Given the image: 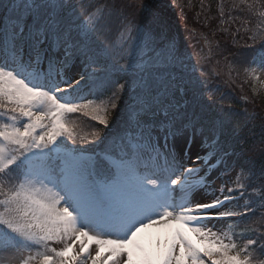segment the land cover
Returning a JSON list of instances; mask_svg holds the SVG:
<instances>
[{
	"label": "snow or ice",
	"instance_id": "1",
	"mask_svg": "<svg viewBox=\"0 0 264 264\" xmlns=\"http://www.w3.org/2000/svg\"><path fill=\"white\" fill-rule=\"evenodd\" d=\"M193 20L207 53L154 0H0V264H264L257 114L222 91L264 90V0Z\"/></svg>",
	"mask_w": 264,
	"mask_h": 264
},
{
	"label": "trees",
	"instance_id": "2",
	"mask_svg": "<svg viewBox=\"0 0 264 264\" xmlns=\"http://www.w3.org/2000/svg\"><path fill=\"white\" fill-rule=\"evenodd\" d=\"M154 2L156 3V5L158 7L161 8V10L163 12H165V10H167L166 14H171V17H173V21H168L171 25H173V23L178 27V29H173L177 39L181 41V38L183 40L184 38V31H190L191 29H196L199 30L201 33H207L208 38L210 40H212L213 42H215L217 39H219V34H217V36H212L211 32L209 29L206 28H202L200 27L199 24L195 23L193 20V16L194 13L198 10V5H199V0H193V4L196 5L195 8H193L191 11H188V18L187 20H182L179 19V11L178 9L174 10L171 7H169V0H154ZM208 2L212 3L213 5V12H215V6H216V2L217 0H208ZM185 3H187V0H185ZM172 20V19H171ZM215 21L212 22L211 27H215ZM180 30V31H179ZM182 31V32H181ZM180 36V37H179ZM215 62V61H214ZM235 75V74H234ZM243 76H241L240 78L237 79L236 83H241L239 84L241 86V90L246 92L247 96L251 94L252 89L251 86H249L247 88V86H245L242 81L240 80L242 79ZM223 93L225 91V88L222 89ZM230 91V90H229ZM228 91V92H229ZM218 96V93H217ZM234 101V100H233ZM232 101V106L235 109H239L241 107V105H239V98L237 97V99L235 100L234 104ZM256 103L253 104V107L256 108V111H260L262 114L260 116H262L264 114V96H258L255 99ZM258 109V110H257ZM77 123L79 124L80 127V131L82 132V134H89L91 131H93V127L92 125L94 124V122L88 120V118H78L77 119ZM256 128H257V132H258V136L256 137V142L254 144V142H252L248 148L246 149V155L251 157V159L254 161L255 163V167H259L260 162L264 161V121L262 123V121L258 120L257 124H256ZM253 153H250V151H253ZM255 153V154H254ZM240 231V230H239Z\"/></svg>",
	"mask_w": 264,
	"mask_h": 264
},
{
	"label": "rangeland",
	"instance_id": "3",
	"mask_svg": "<svg viewBox=\"0 0 264 264\" xmlns=\"http://www.w3.org/2000/svg\"><path fill=\"white\" fill-rule=\"evenodd\" d=\"M172 27H173V29H176V30L178 29V27L176 25H174V24L172 25ZM183 31H184V34L185 35H184L183 40L181 38V41L183 43L184 48L188 52H199V50L201 48H203L204 49V52L207 53L208 49H207V47L204 46V41L199 36V33H201L200 31H196V34H191L190 31H185V30H183ZM198 40H199V43H197ZM213 63H214V61H213ZM205 67H206V70H208V71L211 70V65H206ZM240 80H243V78L240 79ZM261 80H264V75H261ZM239 84H241V83H236V84L232 85L230 88L222 86V89L225 88L224 95H225V97L227 99H229V100H236L237 99V96H238V97H240V101L241 102L243 101L241 98L242 97H245L244 95H247V94H246V92H244V91L241 90V86ZM243 84L245 86H247V88L249 87L248 86V83H243ZM260 94H264V90H261L258 95H254L253 92H251V94L248 95V96H246V97H250L251 99H256ZM247 106L249 108V111H252L253 109L256 110V108L253 107V104L252 103H247ZM256 112L258 113V117L253 122L254 124H253L252 129L253 128L255 129L258 120L262 121V123L264 121V114L262 116H260L262 113L259 110L256 111ZM253 152H254V150L251 151L250 153H253Z\"/></svg>",
	"mask_w": 264,
	"mask_h": 264
}]
</instances>
